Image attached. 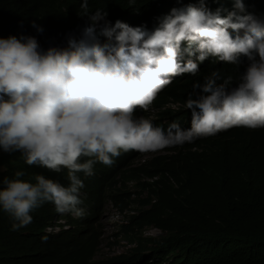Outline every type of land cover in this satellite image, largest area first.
I'll return each mask as SVG.
<instances>
[{
	"label": "clouds",
	"instance_id": "obj_1",
	"mask_svg": "<svg viewBox=\"0 0 264 264\" xmlns=\"http://www.w3.org/2000/svg\"><path fill=\"white\" fill-rule=\"evenodd\" d=\"M27 2L15 6L25 9L19 16L31 30L0 38V150L19 152L28 166L42 171L35 184L5 178L0 209L14 221L13 231L31 224L30 213L37 208L52 214L47 235L72 227L81 233L97 230V249L88 264L128 255L135 243L125 230L153 238L160 230L141 226L138 205L120 209L112 198L100 216H85V185L78 174L91 177L97 163L110 167L120 155L130 166H139L165 153V147L233 126L264 128V21L238 15L245 11L243 0H234L237 11L226 17L220 10L213 13L207 0H198L173 8L146 27L119 20L114 24L100 10L88 14L87 0L81 5L83 14L79 1ZM182 54L196 56L200 63L209 57L237 65L242 58L250 61L231 90L227 85L232 78L217 84L218 72L193 85L201 94L186 101L192 120L181 124L184 130L176 122L168 126L155 106L172 77L199 70L192 59L182 62ZM167 106L177 110L181 105ZM45 169L57 174L67 169L69 186L45 178ZM127 184L136 200L140 191Z\"/></svg>",
	"mask_w": 264,
	"mask_h": 264
},
{
	"label": "trees",
	"instance_id": "obj_2",
	"mask_svg": "<svg viewBox=\"0 0 264 264\" xmlns=\"http://www.w3.org/2000/svg\"><path fill=\"white\" fill-rule=\"evenodd\" d=\"M18 1L0 0V38L19 29L31 30L19 16L24 15L25 9L15 6L29 3ZM74 1H79L83 14L84 0ZM87 3L88 14L100 10L114 24L119 20L132 27H146L152 26L155 18L170 14L173 8L198 0H87ZM243 3L245 11L237 12L238 15L252 14L264 21V0H243ZM207 7L213 13L220 10L225 17L237 11L234 0H207ZM188 59L196 61L199 70L194 75L172 77L155 101L160 108L158 117L167 119L168 126L176 122L181 127L183 122H191L186 101L189 95L195 99L201 94L199 89L194 90V84L202 85L206 77L218 72L217 84L231 77L227 85L231 90L238 86L250 64L247 58L237 65L214 57L200 63L196 56L182 54V62ZM174 103L181 106L177 110L167 106ZM165 150L139 166H130L120 155L110 167L97 163L91 177L78 174L85 185L81 198L85 216H100L103 204L112 198L120 209L138 205L141 226H155L161 232L156 238L143 237L129 228L123 234L135 243L130 253L94 263L264 264V128L233 126ZM0 166L4 167L0 171V189L5 187V178L35 184L37 173L42 171L28 166L19 152L9 154L0 150ZM18 171L24 175L16 177ZM43 174L69 186L67 169L59 174L45 169ZM127 182L140 191L136 200L131 199ZM145 192L146 196L141 197ZM30 215L31 224L13 231L14 221L0 209V264H88L97 249V230L81 233L72 227L47 235L45 225L53 219L50 210L37 208Z\"/></svg>",
	"mask_w": 264,
	"mask_h": 264
},
{
	"label": "rangeland",
	"instance_id": "obj_3",
	"mask_svg": "<svg viewBox=\"0 0 264 264\" xmlns=\"http://www.w3.org/2000/svg\"><path fill=\"white\" fill-rule=\"evenodd\" d=\"M2 169H4V167H3V166H0V171H1Z\"/></svg>",
	"mask_w": 264,
	"mask_h": 264
}]
</instances>
